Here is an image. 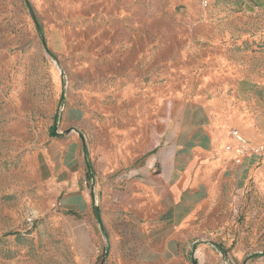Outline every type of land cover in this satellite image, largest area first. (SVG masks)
I'll list each match as a JSON object with an SVG mask.
<instances>
[{"label": "rangeland", "instance_id": "374dc122", "mask_svg": "<svg viewBox=\"0 0 264 264\" xmlns=\"http://www.w3.org/2000/svg\"><path fill=\"white\" fill-rule=\"evenodd\" d=\"M231 129L264 145V0H0V264H117L99 211L81 225L101 203L55 186L68 145L92 192L166 140ZM243 159L264 254V167Z\"/></svg>", "mask_w": 264, "mask_h": 264}, {"label": "crops", "instance_id": "0c3cea01", "mask_svg": "<svg viewBox=\"0 0 264 264\" xmlns=\"http://www.w3.org/2000/svg\"><path fill=\"white\" fill-rule=\"evenodd\" d=\"M205 134L204 142L193 133L186 143L166 140L117 177H93V193L80 189L83 164L77 144H70L71 169H60L55 186L76 193L69 207L101 203V209L81 212V225L95 232L99 211L117 264H264V254L253 251L247 237L254 215L247 185L262 171L253 175L250 159L234 160L235 142L224 131Z\"/></svg>", "mask_w": 264, "mask_h": 264}, {"label": "built area", "instance_id": "2783aa9c", "mask_svg": "<svg viewBox=\"0 0 264 264\" xmlns=\"http://www.w3.org/2000/svg\"><path fill=\"white\" fill-rule=\"evenodd\" d=\"M212 0H200L203 6H207ZM230 138L235 142L233 147L234 160H240L245 156H254L264 167V145H251L246 138L237 130H230Z\"/></svg>", "mask_w": 264, "mask_h": 264}]
</instances>
